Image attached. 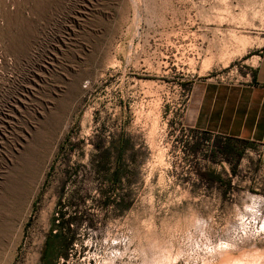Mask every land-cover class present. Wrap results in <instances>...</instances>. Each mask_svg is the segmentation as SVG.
<instances>
[{
	"label": "rangeland",
	"instance_id": "obj_1",
	"mask_svg": "<svg viewBox=\"0 0 264 264\" xmlns=\"http://www.w3.org/2000/svg\"><path fill=\"white\" fill-rule=\"evenodd\" d=\"M263 40L264 0H0V264H264V145L190 118Z\"/></svg>",
	"mask_w": 264,
	"mask_h": 264
},
{
	"label": "crops",
	"instance_id": "obj_2",
	"mask_svg": "<svg viewBox=\"0 0 264 264\" xmlns=\"http://www.w3.org/2000/svg\"><path fill=\"white\" fill-rule=\"evenodd\" d=\"M239 67L231 75L208 71L195 82L191 125L206 133L264 145V40Z\"/></svg>",
	"mask_w": 264,
	"mask_h": 264
},
{
	"label": "trees",
	"instance_id": "obj_3",
	"mask_svg": "<svg viewBox=\"0 0 264 264\" xmlns=\"http://www.w3.org/2000/svg\"><path fill=\"white\" fill-rule=\"evenodd\" d=\"M52 235H53V236H59L60 234H59V233H54V234L52 233L51 236H52Z\"/></svg>",
	"mask_w": 264,
	"mask_h": 264
}]
</instances>
